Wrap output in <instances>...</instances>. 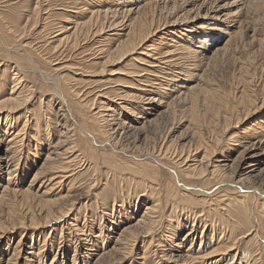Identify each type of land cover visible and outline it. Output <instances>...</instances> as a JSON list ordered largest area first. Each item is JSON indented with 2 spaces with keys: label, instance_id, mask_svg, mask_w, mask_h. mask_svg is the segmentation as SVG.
Masks as SVG:
<instances>
[{
  "label": "rangeland",
  "instance_id": "1",
  "mask_svg": "<svg viewBox=\"0 0 264 264\" xmlns=\"http://www.w3.org/2000/svg\"><path fill=\"white\" fill-rule=\"evenodd\" d=\"M5 1L7 0H0V18L8 17L13 22L12 23L13 26H16V27L20 26L21 29H23L22 32L25 31L24 37L26 36L25 38L27 42L29 43L31 42L30 48H29L30 50L29 49L28 50L31 51V54L35 58V61L36 62L38 61L37 62L38 65L39 63L41 64L39 66L43 73L47 71H48L47 72L48 74L51 73V70H52L51 67L53 64L64 65V66L66 64V66H68L69 68L68 71L74 72L73 74L72 73L68 74L69 76L67 75L66 77L70 80L69 81L70 83L68 82L70 87H72L74 92L76 91L77 93L76 92L75 93L78 94L79 99L77 97L76 98L73 97V99L76 100L74 101L76 103V106L77 107L80 106L79 101H81L82 104L86 103L89 106L86 108L85 112L83 113H85L84 114L85 116H90V118L89 117L88 118L91 119L92 124L90 123L89 126H86V128L89 127L87 129H89V131L93 133L94 135H97L99 139L101 138L100 140H104L106 138V140L108 139L110 142H112L111 138H107L105 136L107 134L104 132L105 129L103 127L106 126V124L103 121V119L95 120L96 118H95L94 113L97 111L96 107H98L101 103L100 102L101 99H98L97 97L98 96L97 91H100V90L102 91L108 88L107 90H109V96L106 98H103L102 102H105V104L113 103L119 98L118 94H120L122 91L123 92L127 91L128 94H131V95L135 94L136 91H138L136 83H134L132 79L130 78L132 77L131 76L132 71L140 72L141 74L143 72V75L144 73L145 75H149L147 74L149 73V71L144 68L137 67L138 64H136V62L132 60V58L134 57L136 58V55L133 57L132 56L128 57L127 60L123 59V61H121L120 64L118 63V64H115L114 66H106L107 68L106 67H105L106 69L102 68L103 70H101V67H102L101 65L96 66V63L98 61L96 62L95 60L99 57L98 56L99 53H96V52H98L97 50L100 46V44H98L97 41H99L105 35L101 33L100 31H102L103 28L104 30L108 31L107 29H108V26H110V24L122 25L123 23L126 22L127 19H130V17L132 18L134 16L136 17L139 16V18L141 19V17L145 16L144 13H147V12L150 13V15L154 16L155 18L154 23H156V25L163 26V25H167L168 23H173L175 19L179 16V14L182 15V13H185V12H181L182 9L184 8H185V11H189L193 9L192 17H196L194 11L199 10L197 8L202 5H203V7H201L202 16L206 15L208 10L212 8L213 10L215 9L216 12L218 11L217 13L219 15L216 14L215 16H210L209 19H198L192 24V25H195L197 33L199 34V35L198 34L194 35L193 36L194 38L191 37L193 38V40L184 39L185 37H183V34H181V36L178 38V41L181 42L180 44L182 45L183 49H185V51H186V46L188 45V43L193 49L197 50L196 57L193 59V62H191L192 64L195 65V68H196L193 71L194 75H196V80H193V82L195 81L194 84H201L202 88L207 89L211 93L215 92L216 96L218 95L215 99V103H212L213 109L208 111L209 108L205 106V104H203L202 102H199L197 103L198 105H197V108H195L196 110L194 113V111L190 109L191 100H189V98L187 99L185 98V100L184 98H181L180 101L177 100L175 102L176 105H174L175 104L174 103L170 107V110L168 111L169 114L167 113L163 117L162 116L159 117L157 122H155V124L153 123L146 130L147 133L146 135H144L143 139L137 140L135 144H134V141L136 139L125 138L123 132L121 130H118L120 127L113 126L112 127L113 130L109 133H113L115 132V130L116 131L118 130L119 133H115L116 138H117L116 140L119 141V143L121 142L122 144L126 146L129 145L127 155L134 156V157L139 156L138 158H141V159L146 158V155L154 150L159 151V147H161V145L165 144L167 146H170L172 147L173 150L171 149L172 151L171 154L169 153L170 150L165 153V162L169 165L180 166V167L183 166V159L182 160L180 159L188 156V154L190 155V159H188V161H190L189 163H192L195 157H199V159L202 158L204 154L202 148L201 150H199L200 151L199 154H196V152H194L195 151L194 148L196 149L195 147L196 142H198L197 140L202 139L203 140L202 142L204 143L206 140L208 144H210L209 140L210 141L212 140L211 142H215L214 140L220 137L222 141L219 138L218 139L219 144L218 142L215 143V147L217 146L216 147L217 150H215L216 152L215 159L225 160L226 158H228L230 160L231 157L233 158L235 156L236 152L234 151L236 149L232 148V146L231 147L229 146L230 142H228L229 141L228 139H230V137L235 138V139L238 138L237 140L239 141L236 140L234 145H236L237 147L239 146L237 151L238 153L241 152L240 155L242 154L243 159L245 160L248 157L246 153L247 146L245 144L246 137L247 136L253 137V136L259 135L260 133H264V131L262 130L261 131L258 130L257 132H255L256 127H254L258 123H260V120L264 119V104H261L264 98V0H246V1L245 0H193V2L192 0H103L104 3H106L107 5H110L108 6V9H111V11H109V13L104 14V15L103 14L98 15L102 22L98 19V17H96L95 19H93L95 20L92 22L93 26L92 25L90 27L85 26L84 27L85 31H84V28H81L82 30L78 31V34L77 36H75L74 39L70 40L69 42H62V43L61 42L59 43L58 38L57 39L54 38L55 35H57L56 33L57 31L55 32L52 30H58L59 25L73 27V25L70 24L71 21L69 22V20L71 19L77 20L79 22L83 21L82 23H84V21L86 22L90 18L89 17L90 12L88 13V11L82 12L81 14L73 13L77 11L78 7L80 6V5L77 6V4L79 3L78 2L79 0H10L12 2L8 3L10 5V6L8 5V7L5 6L7 5V4H4ZM97 1H100V0H82L83 3L84 2L96 3ZM185 2H187V5L189 4V2H192V4L186 7L184 6ZM147 3L148 4L155 3V5L152 6L153 8L150 7V8H147V10L145 9L144 13H143V10L142 12H137L143 6L144 8H146L145 5ZM233 3H236V5H234ZM65 4L66 5L68 4L69 6L68 5L66 6ZM242 6L244 7L242 8ZM63 7H65V9H68L67 12L61 11L64 9ZM129 10L132 11V14H128ZM115 12H117V14H115ZM121 12H124V13H121ZM227 16H229L228 19L231 23L230 25L233 28L232 31H228V32L226 31L227 27H225L221 23L225 20V17ZM110 19H113V20L111 21ZM98 22L99 23L101 22V23L99 24ZM56 24L57 25L59 24L58 27ZM225 25H228V24H225ZM94 27L97 29V31L99 30V32L96 33V29L94 30ZM120 28L121 27H119V30ZM210 28H213V29L209 30ZM202 31H207V32L202 33ZM89 32H91V34ZM79 33L80 35L83 34V36H81L82 38L80 37ZM111 34H113V32H111ZM99 35L101 38L99 37ZM166 35L167 34H165V36ZM203 35L208 40L206 44L205 43L203 44L205 46V47L203 46L205 50L197 48L198 45L196 42L198 38L204 37ZM165 36L164 34H162L159 37H156L155 39L159 40ZM77 37L79 40L77 39ZM180 39H183V40L181 41ZM183 41L184 43H182ZM194 41H195V44H194ZM71 42L73 43V45L71 44ZM67 43L68 44L70 43L71 45L69 44L68 46ZM151 43H153V41H151ZM225 45L227 46V48L222 53L214 55V51L217 48H219L218 46L223 47ZM34 53H36V55ZM4 61L5 59L0 58V63L2 64V66L0 64V74H2L0 75V79L3 77L2 78L3 80L1 79L3 82V86L0 89V94H1L0 97L3 96L4 98H6L8 97V94L12 88V79L14 78L13 77L14 75L12 74L13 72L11 73V70H9L8 68L6 69L7 66L4 65L5 63ZM50 61H52L51 62L52 64L50 63ZM96 69H99V70H96ZM104 70L106 73L104 72ZM110 71H112L111 74H110ZM113 72L114 74L115 72L116 73L120 72V74H116L117 76L115 75L114 77L113 76L114 74H112ZM67 73L68 72H65L64 74L66 75ZM134 74H138V73H134ZM84 76H87V77H84ZM25 77L26 78L24 80V85L27 86V89L25 88L23 91H20L18 93H21L22 98L31 97V99L29 98L30 101L28 100L29 102L26 104V106L21 108L22 110H18L12 113L10 117L12 118L11 121H13L12 123L13 126L9 128V124H11V122H9V124L7 123L9 129L8 128L5 129L6 127H5V122L3 121L4 119L0 121V127H1L0 129V197L3 195V189L6 186H8L10 190L12 189L25 190L29 188L31 181L34 178L36 169L41 166V164L44 162L46 158L45 156L47 155V152H48L47 149L50 148L49 146L50 139L56 137L55 136L56 131L60 130V127H55L56 125L53 122L55 116H54V111L52 112L51 110V107L53 105L51 101L49 100L51 98V92L48 90L47 86L45 85L43 77L41 76L40 77L39 76H29V77L25 76ZM152 79L153 78H150L149 80H152ZM193 82L190 81L189 85H191ZM175 83L178 84V82H175ZM184 83L186 85L188 84L186 82ZM245 85L247 86V89L246 88L245 89L247 90L250 97L252 99H255V102H253V104L251 105V108L249 107L250 111L244 109V107L240 108L239 106L237 108H234L236 107V104H237V98H238L237 96L240 95L241 90L244 88ZM173 87L175 86L173 85ZM113 89H119L121 91L112 92L114 91ZM86 93L87 95H85ZM257 95H258V99H257ZM219 99L221 100L223 99L224 102L223 101L220 102ZM105 100H108L109 102ZM232 100L235 101L236 104L235 102H231ZM117 101L121 102L119 100ZM228 101L230 102L228 103ZM125 103H127L129 106H134V103L129 100L126 101ZM46 104L49 106H47ZM214 104L216 105L214 106ZM54 106L56 108L59 107L58 105H54ZM25 107H26V110H25ZM221 107L223 108L221 109ZM231 107L233 108L232 110H230ZM92 109H96V110L94 111ZM50 110H51V113H50ZM244 110L248 114L247 117H246L247 114L245 115L243 114ZM25 111L32 112V113L34 111L35 113L34 119L31 117L30 113L26 114ZM216 111L219 112L221 115L223 114L225 116L223 115L221 116L219 113L216 114L217 113ZM61 112L62 113H60V115L61 114L62 115L64 114V115L59 116L60 122L63 121V118H65L69 120V126L72 125L74 121L72 122V119L70 117L68 118V115H66V113H64L63 111ZM88 112L90 113L88 114ZM120 112H122L120 122L121 121L123 122L131 121L132 122V117L128 116V112H126V110L125 111L120 110ZM205 112H207L208 114ZM223 112H225V114ZM36 113L37 115L38 114L39 115L36 116ZM193 113L195 114V116L191 117L190 114L193 115ZM26 115H28L29 118L26 119ZM233 115L235 116V118ZM199 117H200V120H199ZM227 117L229 120L227 119ZM76 118H77L76 120H78L79 123L81 122V119H83L81 115L79 116V114L76 115ZM93 118L94 120H92ZM218 118L220 119V123L217 120ZM245 118L247 120H244ZM26 120H29L30 123L28 124L29 127H27L25 139L23 140L24 145L22 148L24 149H23L22 155L19 154V156L15 157L16 159L15 158L13 159L14 160L13 162L10 161L12 165H16L19 163V168H18L19 170L17 171V173L12 172V175L9 176L6 173L7 168L5 167V162H4L5 160H3L4 158L3 152L7 148L6 143L8 142V138L12 137V135L14 136V134L18 131V129L19 128L21 129L22 126H24V123L26 122ZM204 120L207 121L208 124H206ZM230 121L231 122L233 121L231 123L233 127L230 126L231 125ZM37 123H39V126L36 127ZM48 124L50 125L53 124V128L49 130L50 133L49 132L47 133V131L45 130L47 129L46 126H48ZM224 124L226 127H228L226 128V131L224 129L225 128ZM102 125L104 126L102 127ZM194 126L195 127L198 126V128L196 127V130H195ZM109 129L110 127H108V130ZM198 129L200 130L201 135L199 134ZM75 130H74V133L68 134L66 135V137L67 136L70 137V141H77L76 143L78 146L80 145L79 148L81 149V151L85 155L87 154L86 156L90 159L91 168H86L83 165L85 162H88L86 159H84V161H78L79 162L78 166L74 164L71 167V170H74L73 177L75 178L73 180H75L76 186L74 189H71L70 192L68 191L67 186L61 189L58 188L57 190H53V191L51 190L49 192L48 190L52 188L51 185L49 186V184H51V182H49L48 180L50 177H47L45 175V177L39 179L37 183H35L36 185H34L33 187H30L31 193L33 195L31 196L22 195L21 196L19 193L18 194L9 193L7 195L6 197L7 202L5 201L6 203L0 206V225H1L0 236H3L4 238L0 241V264H7L9 260L10 261L13 260L15 258V256L13 255L15 253V250H17L16 251L17 253L16 258L18 259L17 264H93L94 262H96V260L98 259L97 258L98 254L96 253L98 252L95 250H97V248H95L94 250L95 252H94L92 251L93 248L90 247L91 244L86 243L85 245V240L83 241L79 240L77 242L76 239L78 238L79 234L81 235V233L76 232L77 230V229L75 230L76 227L75 228L72 227L71 230L68 231L67 228L68 229L70 228L68 227V225L66 226L63 225L65 223L63 222L64 219L60 220V217L58 219H55L56 217H53L52 218L53 220L55 219V221H59V222L55 223V221H53L49 225L43 227L45 219L46 221L48 220V217H45L43 215L44 214L43 212L53 210L55 213H57L55 209H53L52 205L56 202V200H58L59 197H61V195L62 196L64 195L65 197L69 196V198L63 199L62 201L58 202L57 206L58 205L59 206L58 207L56 206V207L64 208V210L67 213L66 221L74 222V219L77 221L73 224L74 225L77 224L78 227L84 231L83 233L85 234V237L89 235V233L90 234L93 233L94 235L93 234L91 235H93V238L95 240L99 241V245L101 247L99 252L103 254L105 252H108L115 246L116 244L115 240L118 234L121 232L120 230L122 229V226H124L125 224V221L122 224H120L119 221L117 220L118 219L120 220L123 217L131 218L133 216L131 214V212H133V209L129 206L131 203L133 204L135 203L134 201L136 200L134 199H136L137 197L140 198L141 202L139 203V206H137L138 213L136 212L134 217L137 218L144 213L145 206H143L144 204L143 201H146V200L151 201L149 199L150 195L147 193L148 192L147 187L153 186L154 184L161 182L160 184L159 183L158 184L161 185L163 189L166 188L165 189L166 192H170L171 194H173V192H171L172 190L171 186L169 185V183L171 182L170 178L169 180L166 179L164 174L161 171L156 170V167L153 166L152 163H148V166L146 167L147 169L145 171H142L139 169H135L134 167L130 165L124 166V163L130 164V161H133V159L129 158V156L123 157V156L113 155V154L104 152L103 153L104 160L100 159L99 151L95 147H91L87 142L88 140L84 138L83 136L80 137L81 135L80 132L75 131ZM36 131L39 132V137L35 138L38 141L37 143H35L32 138L35 135ZM253 133L254 134L258 133V134L252 135ZM197 135H200L201 137ZM71 136H74L75 139L74 137L72 138ZM215 136L217 138L214 139L213 137ZM77 137L79 138L77 139ZM199 137L201 139H199ZM168 142L173 143L172 144L173 146L169 144ZM138 146L141 149L138 148ZM152 146L153 147L155 146V147L152 148ZM164 147L165 146H163V148ZM173 147L175 148V153H174ZM130 148H132V150L134 148L133 152ZM150 149L152 151H150ZM172 153H174L173 154L174 157ZM167 157L169 158V160ZM19 159H20V162H19ZM95 162H96V165L94 164ZM145 163H147V161H145ZM24 167L27 168V170L25 171H28L29 173L26 174V172H24ZM135 167L137 168V166ZM116 172H119V173H116ZM114 173H116L117 176ZM147 174H149V176ZM133 175H135V177ZM127 176H130V177H127ZM121 177L123 180L121 179ZM8 178H9V181L11 180L14 182L15 186H13L14 184L11 186L7 185ZM154 178H156V181L158 179L157 183H155L156 181H154L155 180ZM117 179H119L120 181ZM133 179H134V182H133ZM150 179L151 180L153 179V180L151 181ZM153 182L154 184H152ZM133 183L136 185H134ZM256 183H258V181H256ZM216 184H217L216 181L211 180V184L209 188L213 187L214 190L218 189V186ZM208 185H209V182H208ZM120 187L121 189L122 188L125 189L127 187V189L126 190L123 189L122 191ZM176 198L177 200L178 198L181 199V196L178 195ZM118 199L119 200L121 199L123 203L119 201ZM47 201H51L52 203L48 204L49 202ZM115 202L117 203V205L118 204L121 205L120 210H122V208H126L125 212L122 211L123 212L122 215H119L116 209L114 210L112 209L113 204H116ZM178 202H177V205L181 203L180 201ZM10 210H12V212ZM113 212H114V214L112 215L113 218L111 216L108 217V215H111V213ZM235 213H237V217L240 220L247 221L248 214H250L251 212H249L248 208L243 207V209H239L238 211L235 210ZM57 216H59V214H57ZM114 217H115V221L117 222L116 225L113 224ZM193 217L194 215H190L189 224L187 223L186 225L187 228H184L183 230L181 228L180 229L178 228V231L175 236L176 242L178 243L183 242L181 240L184 239L186 232H188L193 226V223L191 222ZM20 221L21 222L24 221L23 223H25V225L21 226ZM32 223H35V225H32ZM166 225L167 226L170 225V222H167ZM105 226L107 227L105 230V233H107L108 235V237L106 238L105 236H101V232L104 231L103 227ZM159 231L160 230H158L155 235H157ZM202 231H203V227L200 226L197 230L195 239L193 241L183 242L182 247L184 248V251L189 250V248L191 247L193 243V246H192L193 250H191L190 252L192 255L199 256V255L213 253V251L217 247L214 244V242L218 241L220 239V236L225 233L224 230L223 231L220 230L219 234L215 235V237H210L209 240H207L206 238L203 237ZM235 233H237L236 235H239V237L240 236L242 237L243 235H245L244 233L247 234V229L242 228L240 229V231L236 230ZM84 234H82L83 239H84L83 237ZM230 234L227 235V232H226L225 239L227 238L229 239ZM260 234L261 233H259V235ZM96 236H99V237L96 238ZM250 237L247 239L238 238V241L235 240L237 242V246L240 249L241 254L237 253L234 250L232 251L233 253L232 252L230 253L231 256L227 255L228 257L225 258L224 262L219 261L220 263H217V264H223V263L224 264H264L263 240L261 239L262 237L264 238V234L259 237L258 236L256 237L250 236ZM150 239L151 238H148L147 240H149L150 242ZM147 240L136 245L135 248L133 249V252L130 255L131 257H128V259H125L124 261L119 262L118 264H168L167 262L163 261L164 259L163 260L160 258L158 259L157 258L158 256H154V255L149 256V259H146V260L140 261L138 259L144 255L145 251L146 252L148 251L147 254L150 253V249L147 248V245H148ZM233 242L234 241L232 242L230 241L228 243L227 241L225 243V246L223 247H226V245H230V244L232 245ZM213 262L215 263V259L212 261V264ZM171 264H174V263H171Z\"/></svg>",
  "mask_w": 264,
  "mask_h": 264
},
{
  "label": "bare ground",
  "instance_id": "2",
  "mask_svg": "<svg viewBox=\"0 0 264 264\" xmlns=\"http://www.w3.org/2000/svg\"><path fill=\"white\" fill-rule=\"evenodd\" d=\"M11 2L12 1L7 0L4 2V4H7L5 6L8 7V5H9L8 3H11ZM78 2H76V3H78L77 6L78 5H80V6L78 7V10L73 12V13L81 14L82 12L88 11V13L90 12V14H89L90 18L88 19V21H86V22L84 21V23H82L83 21L79 22V21L74 20V19L69 20V22L71 21L70 24H72L73 27L60 26L59 24H58L59 25V27H58V25L56 24L58 27V30H52L54 27V25H53L51 30L55 31V32L57 31L56 32L57 35H55L54 38L55 39L58 38L59 43L60 42L61 43L62 42H69L70 40L74 39L75 36H77L78 31L82 30L81 28H84L85 26H89V27L91 25L93 26L92 22L95 21L93 19L98 17V19L100 20L98 15H102V14L104 15V14L109 13V11H111V9H108V6H110V5H107L106 3H104L103 0L97 1L96 3H93V2L92 3H89V2L83 3L82 0L81 1L79 0ZM192 2H193V0H192ZM192 2H189L188 5H187V2H185L184 6L188 7L192 4ZM147 4L145 5L146 8H144V6L143 7L141 6L142 8L139 7L140 9L137 12H142V10H143V13H144L145 9L147 10V8H150V7L155 5V3H153V4L149 3L148 5ZM156 4H157V2H156ZM233 4L236 5V3H233ZM71 6H72V4H71ZM65 7H63L64 9L61 11L67 12L68 9H65ZM201 7H203V5L197 8L199 10L194 11L196 17H192L193 16V9L189 10V11H185V8H184V9H182L181 12H185V13H182V15L179 14V16L175 19V21L173 23H168L167 25H163V26L156 25V23H154L155 22L154 16L150 15V13L147 12V13H144L145 14L144 17L140 16L141 19L139 18V16H137V17L134 16L132 18L130 17V19H127L126 22L123 23L122 25L110 24V26H108V29H107L108 31L104 30V28L101 27L103 29L100 32L107 35V36L104 35V37L101 38L99 35V37L101 38L100 39L101 41L98 39L99 41H97V43L100 44V46H99L98 50L96 49L98 52H96V50H95L96 53H99V55H98L99 57L95 60L96 62L98 61L96 63V66L101 65L102 66V67L100 66L101 70H103L102 68L106 69L107 68L106 66H114L115 64H118V63L120 64V62L123 61V59L127 60L128 57H131V56L133 57L136 55V58L134 57V58H132V60H134V62H136V64H138L137 67L144 68V69L149 71V73H147L149 75H145V73L143 75V72L141 74L140 72L132 71V73H131L132 77H130V78L132 79V81L134 83H136L138 91H136V93L132 94V95L128 94L127 91H125V92L122 91L120 94H118L119 98L117 99L121 102H118L117 100L116 101L113 100L114 101L113 103H108V104L106 103L105 104V102H102L103 101L102 99L109 96V90H107L108 88L104 89L102 91L101 90L97 91V95H98L97 97H98V99H101V101H100L101 103L98 107H96L97 111L94 113L95 118H96L95 120L103 119L106 126L102 125V127L104 126L103 127L105 129L104 132L108 135V136L107 135H105V136L107 138H111L112 142H110L108 139L106 140V138L104 140H100L101 138L99 139L97 135H94L93 133H91L89 131V129H87L89 127L86 128V126H89L90 123L92 124L91 119H89L90 116H85L84 115L85 113H83V112H85L86 108L89 106L86 103L82 104L81 101H79L80 106L79 107L76 106V103L74 102L76 100H74L73 97L78 98V94H76L77 92L75 91L76 92L75 93L74 90L72 89V87H70V85H69L70 80L66 77L68 74H70V73L73 74L74 72L68 71L69 68H68V66H66V64H65V66L53 64L51 67L52 68L51 73L48 74L47 73L48 71L43 73L40 69V66H39L41 64L39 63V65H38V63H37L38 61L37 62L35 61V58L31 54V51H29L31 42L30 43L27 42V40L25 38L26 36L24 37L25 31L22 32L23 29H21L20 26H17V27L13 26L12 25L13 22L8 17L7 18H0V58L5 59L4 65L7 66L6 69L8 68L9 70H11V73L13 72L12 74L14 75L13 76L14 78L12 79V88L8 94V97H6V98H4L3 96L0 97V121H2L4 119L3 121L5 122V127H6L5 129L8 128L9 122H11V124H9V128L11 126H13L12 125L13 121H11L12 118L10 116L12 115V113H14L18 110H22L21 108L26 106V104L31 99V97H29L30 99L29 98H22L21 93H18L20 91H23L25 88L27 89V86L24 85V80L26 78L25 76H28V77L29 76H39V77L41 76V77H43V80H44L45 85L47 86L48 90L51 92V98L49 100L51 101L52 105L53 106L54 105L59 106L58 107L59 109H58L55 106L53 107L51 105L52 106L51 110H52V112L54 111L55 117H54V121L53 120L52 121L56 125L55 127H60V130L56 131V135H55L56 137L50 139V141H49L50 148L47 149L48 152H47V155L45 156L46 158H45L44 162L41 164V166L36 169L35 174H34V178L32 179L31 184L29 185V188H27L25 190H14V189L10 190L8 188V186L4 187L3 195L0 197V206L7 202L6 197L9 193H14V194L19 193L21 196L22 195L23 196L24 195H26V196L27 195H30V196L33 195L31 193L30 187H33L34 185H36L35 183H37V181L39 179L45 177V175L47 177H50L48 179L49 182H51V184H49V186L51 185L52 188L48 190L49 192L51 190L52 191L57 190L58 188L61 189V188L66 187V186L68 187L69 192L71 189L75 188L76 183H75V180H73L75 178V177H73L74 176V174H73L74 170H71V167L74 164H76L78 166L79 165L78 161H84V159H86L89 163L85 162L83 165L86 168H91L90 159L86 156L87 154L85 155L81 151V149L79 148L80 145L78 146L76 143L77 141H70V137H68V136L66 137V135L74 133L75 128H76L75 131L80 132V134H81L80 137L83 136L84 138H86L88 140L87 141L88 144L91 147H95L99 151V156H100L99 158L100 159L104 160V156H103L104 152H107V153L113 154V155L128 157L129 155H127V152L129 149L128 148L129 145L126 146V145L122 144L121 142L119 143V141L116 140L117 138H116L115 133H119L118 130H121L123 132L125 138L136 139L134 141V144H135L137 140L143 139L144 135H146V133H147L146 130L153 123L155 124V122H157L159 117H161V116L163 117L164 115H166L168 113V111L170 110V107L177 100L180 101L181 98H184V100H185V98L186 99L189 98V100H191V106H190L191 108L190 109H192L194 111V113L196 110L195 108H197V105H198L197 103H199V102H202L203 104H205V106H207L209 108L208 111L213 109L212 103H215V99L218 95L216 96L215 92L211 93L207 89L202 88L201 84H194L195 81L193 82V80H196V75H194V72H193L196 68H195V65L192 64L191 62H193V59L196 57L197 50L193 49L188 43V45L186 46V51H185V49H183L182 45L180 44L181 42L178 41V38L181 36V34H183V37H185L184 39L193 40V38H194L193 36L198 34V33H197L196 28H195V25H192V24L198 19H209L210 16H215L216 14H218L217 13L218 11L216 12L215 9L213 10V8H212V9L207 11L206 15L202 16L201 15V9H202ZM243 7L244 6H242V8ZM137 12H135V13H137ZM121 13H124V12H121ZM115 14H117V12H115ZM128 14H132V11L129 10ZM176 15H178V14H176ZM222 16H223V14H222ZM107 18H108V16H107ZM124 18H126V17H124ZM127 18H128V16H127ZM228 18H229V16L225 17V20L223 22H221L225 27H227L226 28L227 32L233 30L232 26L230 25L231 23H230ZM110 20L112 21L113 19H110ZM61 21H62V19H61ZM114 23H116V22H114ZM225 24H228V25H225ZM119 27H121L120 30H119ZM55 29H56V27H55ZM95 29L96 28L94 27V30ZM212 29L213 28H210L209 30H212ZM214 29H216V28H214ZM26 30H27V28H26ZM84 31H85V28H84ZM89 31H90V29H89ZM97 32H99V30L97 31V29H96V33ZM111 32H113V34H111ZM203 32L205 33L207 31H202V33ZM89 33L91 34V32H89ZM109 34H111V35H109ZM162 34H164V36H165V34H167V35L165 37H162V39H159V40L155 39L156 37H159ZM79 35H80V33H79ZM189 35H191V36H189ZM81 36H83V34H81L80 37ZM191 37H193V38H191ZM97 38H98V36H97ZM234 38H235V36H234ZM77 39H78V37H77ZM195 39H197V38H195ZM180 40L182 41L183 39H180ZM151 41H153V43H151ZM72 42H71V44L73 45ZM185 42H187V41H185ZM196 42L198 45L197 48L205 50V48H204L205 46L203 44L204 43L206 44L208 42V40L204 36V37L198 38V40H196ZM182 43H184V41ZM69 44H68V46H69ZM194 44H195V41H194ZM185 45H186V43H185ZM225 46H223V47L218 46L219 48H217L214 51V55L222 53L227 48V46L226 47ZM34 54L36 55V53H34ZM48 62H49V60H48ZM51 62L52 61H50V63ZM182 64H184V65H182ZM1 66H2V64H1ZM96 70H99V69H96ZM65 72H68V73L65 75L64 74ZM104 72H105V70H104ZM111 72L112 71H110V74H111ZM129 72H131V71H129ZM134 73H138V74H134ZM112 74H114V72ZM116 74H120V72L119 73L115 72V74L113 76L115 77ZM0 75H2V74H0ZM80 76H82V75H80ZM126 76H128V75H126ZM147 76L149 77V79L150 78H153V79L149 80ZM84 77H87V76H84ZM69 78H71V77H69ZM1 79H0V89L3 86V82H2L3 79L2 80ZM190 81L193 82L191 85H189ZM175 82H178V84H176ZM184 82H186L188 84L186 85ZM38 85H39V83H38ZM173 85L175 87H173ZM249 85H250V83H249ZM177 86H179V87H177ZM171 87H173V88H171ZM245 88L247 89L246 85L241 90L240 95L237 96L238 97L237 98V104L233 100L231 102H235L236 107H234V108H237L239 106L240 108L244 107V109L250 111L249 107L251 108V105L253 104V102H255V99H252L250 97V95L248 94V92ZM248 88H250V87H248ZM113 90L114 91H112V92H120L121 91L119 89H113ZM143 94H144V96H143ZM85 95H87V93ZM105 95H107V96H105ZM5 96H7V95H5ZM33 98H34V96H33ZM257 99H258V95H257ZM128 100L133 102L134 106H129L127 103H125ZM219 100H220V102L223 101V99L222 100L219 99ZM105 101H108V100H105ZM229 102L230 101H228V103ZM77 103H78V101H77ZM261 104H264V98H263V101L261 102ZM174 105H176V103ZM215 105L216 104H214V106ZM40 106H41V104H40ZM47 106H49V105H47ZM228 106H230V105H228ZM232 106H233V104H232ZM253 107H255V106H253ZM45 108H47V107H45ZM53 108H54V110H53ZM222 108L223 107H221V109ZM96 109H92V110L95 111ZM232 109L233 108L231 107L230 110H232ZM25 110H26V107H25ZM51 110H50V113H51ZM120 110H123V111L126 110V112H128V116L132 117V122L131 121H129V122L121 121L122 122V124H121L120 120H121L122 112H120ZM61 111L66 113V115H68V118L70 117L72 119V122L74 121V123L72 125L69 126V120L65 119L63 117H62L63 121L60 122L59 116L64 115V114L60 115V113H62ZM25 112H26V114L30 113L31 117L34 119V117H35L34 111H33L34 114L32 112H28V111H25ZM241 112H242V110H241ZM243 112H244L243 113L244 115L247 114L245 110ZM89 113L90 112H88V114ZM194 113H193V115L190 114L191 117L195 116ZM205 113H207V112H205ZM218 113L219 112H217L216 114H218ZM223 113L225 114V112H223ZM77 114H79V116L81 115L83 118V119H81L80 123L78 122V120H76ZM38 115L36 113V116H38ZM227 115H229V114H227ZM198 116H199V114H198ZM223 116H225V115H223ZM247 116H248V114L246 115V117ZM45 117H47V116H45ZM215 117H217V116H215ZM27 118H29L28 115H26V119ZM213 118H214V116H213ZM219 118H220V116H219ZM219 118L217 120L220 123ZM234 118H235V116H234ZM227 119H228V117H227ZM29 120H26V122L24 123V126H22L21 129L19 128L15 134L13 133L14 136L12 135V137L8 138V142L6 143L7 148L3 152L4 153L3 160H5L4 161L5 167L7 168L6 173L9 176L12 175V172L17 173V171L19 170L18 169L19 163L16 165H12L10 163V161L13 162L14 161L13 159L15 157L19 156V154L22 155V152L24 149V148H22L24 145L23 140L25 139L27 127H29V125H28L30 123ZM92 120H94V118ZM199 120H200V117H199ZM242 120H243V118H242ZM244 120H247V119L245 118ZM95 122H97V121H95ZM205 122H206V124H208L207 121H205ZM232 122L230 121V124ZM227 123H229V122H227ZM234 125H235V123H234ZM238 125H239V123H238ZM37 126H39V123L36 124V127ZM93 126H94V124H93ZM113 126H117L120 128L117 131L115 130V132H113V133H109L113 130L112 129ZM224 126H225V124H224ZM230 126H232V124ZM46 127H47V129H45V130L48 133L49 130L53 128V124L52 125L48 124V126H46ZM108 127H110L109 130H108ZM196 127L198 128V126H196ZM196 127H195V130H196ZM201 127H199V128H201ZM254 127H256L255 132H257L258 130L264 131V119L260 120V123H258ZM226 128H228V127L225 126V128H224L225 131H226ZM0 129H1V127H0ZM201 129H203V128H201ZM227 131H228V129H227ZM31 134H33V133H31ZM199 134L201 135L200 130H199ZM240 134H241V132H240ZM255 134H258V133H255ZM255 134L253 133L252 135H255ZM200 135H197V136H200ZM28 137H29V135H28ZM37 137H39V132L36 131L35 135L32 137L35 143L38 142L35 139ZM71 137L73 138L74 136H71ZM200 137H199V139H201ZM78 138L79 137H77V139ZM213 138L215 139L217 137L215 136ZM219 138L220 137H218V139ZM231 138L232 137H230V139H228L229 140L228 142H230L229 146L230 147L232 146V148L236 149L234 151V152H236V154L233 158L231 157L230 160L228 158H226L225 160L215 159V154H216L215 150H217V148H216L217 146L215 147V143L218 142V144H219L218 139L214 140L215 142H211L212 140L211 141L209 140L210 144H208V142L205 139H204L205 143L202 142L203 141L202 139L197 140L198 142H196V145H195L196 149L194 148V150H195L194 152H196V154H199V152H200L199 150H201V148H202L204 154H203L201 159H199V157H195V159H193L192 163H189L190 161H188V159H190L189 154H188V156L181 158L180 160L183 159V166L184 167L183 166H181V167L180 166H172V165H169L165 162V153L168 152L169 150H170L169 151L170 154L172 152L171 151L172 147L167 146L165 144L161 145V147H159V151H155V150L152 151L150 149V151H152V152L148 153L146 155V158H144V159L138 158L139 156L138 157L129 156V158L133 159V161H130V164L124 163V166L130 165V166L134 167L135 169L145 171L147 169L146 167L148 166V163H152L153 166L156 167V170H159L164 174L166 179L169 180V178H170L171 182L169 183V185L171 186L172 190L171 189L170 190H171V192H173V194H171L170 192H166V190H165L166 188L163 189V187L161 185H159L161 182H158V179L156 181V178H154L155 179L154 181H156L155 183L158 182L159 184L158 183L154 184V182H153L152 183V184H154L153 186L147 187V189H148L147 193L150 195L149 199L151 201H149V200L143 201L144 202L143 206H145L144 207V209H145L144 213L137 218L134 217L136 212L138 213V211H137L138 207L137 206H139V203L141 202L140 198L137 197L136 199H134V200H136V201H134L135 205L133 203H131L129 206L133 209V212H131V214L133 216L131 218L123 217L120 220L119 219L117 220V221H119L120 224H122L125 221V224H124V226H122V229L120 230L121 232L118 234V236L115 240V242H116L115 246L111 250H109L108 252L101 254L99 252L101 249V247L99 245V241L95 240L93 238L94 234L91 233V234H93V235H91L89 233V235H87L85 237V234L83 233L84 231L82 229H80L77 224L76 225L73 224V223L77 222L75 219H74V222L66 221L67 213L64 210V208H62V207L57 208L59 206V205L57 206V203L62 201L63 199L69 198V196L65 197L64 195L63 196L61 195V197H59L58 200H56V202L54 201L55 203L52 206H53V209H55V211L57 213H55L53 210L43 212L44 213L43 215L45 217H48L47 221L45 219L43 227L49 225L51 222L55 221V219H58L59 217H60V220L64 219L63 222H65V223L63 225L64 226L68 225V227L70 228V229L67 228L68 231L71 230L72 227H74V228L76 227L75 228V230L77 229L76 232L81 233V235L78 233L79 235H78V238L76 239L77 242L79 240H81V241L85 240V245H86V243L91 244L90 247L93 248L92 251H94L95 248H97V250H95V251L98 252V253H96V254H98L97 255L98 259L93 264H118L119 262H122L125 259H128V257H131L130 255L133 252V249L135 248V246L141 242L146 241L148 238H151L150 242H149V240H147V243H148L147 248L150 249V253L147 254L148 251L147 252L145 251L144 255L142 257L138 258L140 261L149 259V256L154 255V256H158L157 257L158 259L159 258L162 260L164 259L163 261L167 262L168 264H171V263H174V264H210L211 263L212 264V261L214 259H215V263L213 262V264L220 263L219 261L224 262L225 258L228 257L227 255H230V253L232 251L235 250L237 253H240V249L238 248L237 242L235 240L238 241V238L239 239H247L250 236H253V237L258 236L259 237V236L264 234V133H260L259 135H256L253 137L252 136L246 137V141H245L246 143L245 144L247 146L246 147V149H247L246 153H247L248 157L245 160L243 159V155L242 154L240 155L241 152L238 153V151H237L239 146L237 147L236 145H234L235 141L238 138L237 139H235V138L231 139ZM74 139H75V137H74ZM220 140H221V138H220ZM113 141H114V143H113ZM237 141H239V140H237ZM168 143H166V144H168ZM169 144L172 145L173 143H169ZM163 146H165V147L163 148ZM154 147L152 146V148H154ZM134 148H133V150H134ZM138 148H140V147L138 146ZM130 149L132 150V148H130ZM133 150H132V152H133ZM181 152H182V150H181ZM174 153H175V148H174ZM174 153H172V155ZM129 154H130V152H129ZM135 155H136V153H135ZM173 157H174V155H173ZM110 160H111V158H110ZM168 160H169V158H168ZM145 161H147V163H145ZM19 162H20V159H19ZM137 162H139V163H137ZM177 163H178V161H177ZM94 164L96 165V162ZM178 165H179V163H178ZM135 166H137V168ZM93 167H94V165H93ZM96 168H97V166H96ZM25 170H27L26 167H24V172H26V174L29 173L28 171H25ZM75 170H77V169H75ZM133 170H131V171H133ZM239 170H240V172H239ZM114 171H116V170H114ZM147 172H148V170H147ZM116 173H119V172H116ZM116 173H114V174L116 175ZM149 174H150V172H149ZM149 174H147V175L149 176ZM133 176L135 177V175H133ZM127 177H130V176H127ZM121 179H122V177H121ZM117 180H119V179H117ZM211 180L216 181V183H217L216 185L218 186V189L214 190L213 187L209 188V186L211 184ZM256 181H258L259 184L256 183ZM115 182H116V180H115ZM133 182H134V179H133ZM208 182H209V185H208ZM130 183H132V182H130ZM13 184H14V182L11 180L9 181V178H8L7 185L11 186ZM134 185H136V184H134ZM13 186H15V184ZM131 186H132V184H131ZM144 186H145V184H144ZM214 187H216V186H214ZM120 189H121V187H120ZM123 189L124 188H122L121 190L123 191ZM126 189H127V187L124 190H126ZM121 190H120V192H121ZM168 190H169V188H168ZM18 191H20V192H18ZM150 192H151V194H150ZM178 195L181 196V199L178 198V200H177L176 197ZM121 196H123V195H121ZM119 201H121V199ZM178 201H180L181 203L177 205ZM47 202H49L48 204L52 203L51 201H47ZM125 206H126V204H125ZM243 207L248 208L249 212H251L250 214H248L247 221L246 220L245 221L240 220L237 217V213H235V210L238 211L239 209H243ZM120 208H121V205H119V204L117 205V203L113 204V206H112L113 210L116 209L118 214L122 215L123 212L126 211V208H122V210H120ZM9 209H10V207H9ZM10 211L12 212V210H10ZM171 211H173V212H171ZM57 214H59V216H57ZM113 214H114V212L111 213V215H108V217L111 216L113 218V216H112ZM190 215H194V217L192 218V221H191L193 223V226L191 225L192 228L188 232H186L184 239L181 240L183 242L193 241L195 239V235L197 233V230L200 226L203 227L202 235L207 240H209L210 237H215V235L219 234L220 230L225 231V233L220 236V239L218 241L214 242V244L217 247L215 249L216 251L214 250L213 253L194 256L190 253L191 250H193V247H192L193 243H192L191 247L189 248V250L184 251V248L182 247L183 242L178 243L175 241L176 240L175 236H176V233L178 231V228L179 229L181 228L182 230L184 228H187L186 225H187V223L189 224ZM53 217H56V218L53 220L52 219ZM167 218H168V220H167ZM32 220H33V218H32ZM113 220H114L113 224L116 225L117 222L115 221V217ZM23 222L24 221H22L20 223L21 226L25 225V223H23ZM57 222H59V221H55V223H57ZM167 222H170V225L167 226L166 225ZM32 225H35V223H32ZM0 227H1V225H0ZM106 228H107L106 226L103 227L104 231L101 232V236H105V238L108 237L107 233H105ZM242 228L247 229V234L244 233L245 235H243L242 237L241 236L239 237V235H236L237 233H235V231L236 230L240 231V229H242ZM158 230H160V231L158 232L157 235H155ZM226 232H227V235L230 234V232H231L229 239L228 238L225 239ZM259 233H261V234L259 235ZM82 234H84V236H83L84 239L82 238ZM61 237H62V235H61ZM97 237H99V236H96V238ZM2 239H4L3 236H0V241ZM261 239L263 240V250H264V238L262 237ZM104 241H106V240H104ZM227 241H228V243L230 241L231 242L234 241V242L232 243V245L230 244V245H226V247H223V246H225V243ZM17 248H18V246H17ZM16 251L17 250H15V253L13 254L15 256V258L11 261L9 260V262L7 261L8 262L7 264H17L18 259L16 258V255H17ZM259 260H260V258H259ZM251 263H253V262H251Z\"/></svg>",
  "mask_w": 264,
  "mask_h": 264
}]
</instances>
